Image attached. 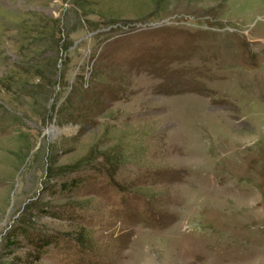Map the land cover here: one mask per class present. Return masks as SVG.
Here are the masks:
<instances>
[{"label":"rangeland","instance_id":"374dc122","mask_svg":"<svg viewBox=\"0 0 264 264\" xmlns=\"http://www.w3.org/2000/svg\"><path fill=\"white\" fill-rule=\"evenodd\" d=\"M0 264H264V0H0Z\"/></svg>","mask_w":264,"mask_h":264},{"label":"trees","instance_id":"16d2710c","mask_svg":"<svg viewBox=\"0 0 264 264\" xmlns=\"http://www.w3.org/2000/svg\"><path fill=\"white\" fill-rule=\"evenodd\" d=\"M50 21H51V19H49ZM46 21H48L47 19H43V22H46ZM27 26H29V25H27ZM30 27V26H29ZM29 27L27 28V30H29ZM42 33V32H41ZM20 232H22V233H24V234H27L28 232L25 230V229H21L20 230ZM35 240H34V245L36 246L35 248H39L40 247V245H42V244H44L45 242L47 243V239H46V237L45 238H41V239H39L38 240V238H34ZM44 239H46V240H44ZM42 240V241H41ZM33 256V255H32ZM37 257H38V254L36 253V254H34V256H33V259H37Z\"/></svg>","mask_w":264,"mask_h":264}]
</instances>
